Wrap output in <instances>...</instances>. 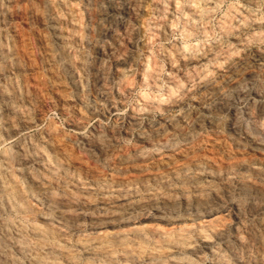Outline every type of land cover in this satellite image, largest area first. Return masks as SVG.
Masks as SVG:
<instances>
[{
    "label": "bare ground",
    "instance_id": "obj_1",
    "mask_svg": "<svg viewBox=\"0 0 264 264\" xmlns=\"http://www.w3.org/2000/svg\"><path fill=\"white\" fill-rule=\"evenodd\" d=\"M21 1L0 0V20L14 16ZM80 1L95 15V25H85L79 41L102 53L106 34L116 40V48L107 51L113 66L111 89L106 86L103 63L90 62L84 52L75 58L68 34L62 35L63 18L51 9L50 0H40L37 9L25 6L20 13L22 17L36 14L45 28L41 40L52 85L60 86L59 78L68 76L71 95L87 107L83 101L87 84L81 79L96 74L92 87L97 96L93 95L91 107L97 108L104 101L111 102L114 94L123 97L132 89L131 75L124 68L131 58L125 47L134 40L136 27L120 23L118 33L102 25L103 8L122 5L125 0ZM130 1L135 16L139 0ZM219 2L156 1L146 44L149 53L136 75L141 84L155 88L158 83L161 68L150 49L173 29L168 16L183 11V35L205 40L208 18ZM231 20L221 22L225 40L205 46L203 42L201 46L159 47L169 68L165 90L157 95L141 94L142 111L181 109L196 98L226 106L232 96L250 94L252 85L245 76L253 70L251 63L259 77L257 85L264 88V14L247 13ZM14 31L10 38L0 32V144L40 115L29 104L30 90L17 88L20 79L26 83L29 77H7L28 72L36 82L25 31L21 26ZM138 110L129 113L131 123L137 122ZM240 112L232 116V127L242 140L234 142L239 150L231 154L219 145L205 149L198 142V117L184 109L164 116L161 123L144 126L132 149L117 147L116 136L123 128L117 124L80 135L76 146L92 165L63 145L55 127L3 148L0 264H206V258L207 264H264V100L253 94ZM127 129L124 126L126 133ZM230 206L235 212L233 224L224 215Z\"/></svg>",
    "mask_w": 264,
    "mask_h": 264
},
{
    "label": "rangeland",
    "instance_id": "obj_2",
    "mask_svg": "<svg viewBox=\"0 0 264 264\" xmlns=\"http://www.w3.org/2000/svg\"><path fill=\"white\" fill-rule=\"evenodd\" d=\"M3 1L6 2V0ZM156 1L157 0L155 1L139 0V11L135 16L132 15L130 12V8L132 7L130 0H125L122 5H116L114 7L112 6V4H110V5H106L103 8L104 15L103 18L101 19L103 26L108 28H114L115 31L118 33H120L122 30L120 23L128 22L127 25L131 24L134 28L136 27L134 40L125 47V52L131 58L124 68L127 71V73H129V76L131 75L130 78H132L133 85H132V89L126 92L123 95V97L114 94L111 102L104 101L100 106H97V108L91 107L93 101V95H96L95 90L92 87L93 86L92 83L96 77V74L89 73L88 75H85L83 79H81L82 82L84 80V82L87 84L83 96V101H86V103H88L87 107H83V105H81L79 101L74 98V95H71V91L73 87L72 84L70 83V79L68 78V76H64V77L61 76L59 78L58 81L60 86H62V88H60V86L57 85L58 84L57 82L55 86L54 84L52 85L49 75V68H48L49 66L45 62L46 59L44 60L45 53L43 47L45 49V46H44V41L42 40H43V34L45 32V28L41 24V20L38 19L36 14L30 13L27 17L24 16L22 17L20 13L25 6H31V7L33 6V8L37 9L40 6V0H22L16 6L17 12L14 15L15 17L12 16L7 20H0V32L2 36L4 35L10 38L11 36L15 35L14 29L17 26H21L25 31V35H26L25 37L27 38V39L25 38V40L28 43V47L31 49V50L29 49V51H31L29 52L30 57L31 59L33 58L32 59L34 61L33 65L35 64L33 72L36 75L35 78L36 82L32 81V78L30 79L31 74L28 72H26V74L13 72L7 77H10L12 79L15 78L19 79L22 78L24 75L26 76V78L27 76L29 77L27 78L26 83H23V80L21 79L20 81L18 80L19 84L17 88L20 90L23 88L24 89L28 88L30 90L32 102L31 103L29 102V104L30 106H33L37 111L39 110V114H40L38 116L35 115L33 121L23 129L19 130L15 135L8 138H4L3 142L0 144V151L3 150V148L5 149L10 147L17 141H21L23 139L28 138L29 136L34 135L39 130H44L45 128H49V127H55L56 130L59 129L57 131V136L60 138L63 145L65 147L70 148L71 151L75 153L77 156H79L86 164H89L90 162L89 165H92L93 161L88 157V155L82 149L76 146V141L80 137V135L89 134L91 131H94L96 129L97 130L109 129L113 125L117 124L120 127L121 126L123 127L122 129H120V131L117 133L116 136L117 147L121 150L132 149L138 144L137 135H136L137 132L141 130L144 126H148V125L150 126L157 123H161L163 121L161 118H164V116H168L172 113H177L179 111H182L183 109L195 114L198 117L199 123L196 125V131L198 132V142L204 145L205 149H208V147H210L211 145H219L223 150L226 149L225 151L229 154L235 153L237 150H239L237 149V146L235 145L234 142H239L242 140V138L232 127V122H233L232 116L234 115V113L243 111L248 106V102L250 101L253 94L256 98L264 100V88L257 85L258 84L257 81L259 77L256 75L255 65L253 63H251L253 70H250L251 72H248L245 76L246 81L250 84V86L252 85L250 89L251 90L250 94L247 95L246 97L243 95H242L243 97L241 95L239 96L235 95V97L232 96L231 100L226 106L218 105L212 100L198 101L197 100L198 98H196V100L188 102L187 105H185L186 106L185 108L182 107L181 109H179V107H175L173 109L172 108L167 109L166 111L153 110L149 112L146 111L144 112V110L143 111L141 110V103H142L141 94H146L148 96L152 94L157 95L158 93L160 94L165 90L164 89L165 77L169 73V68H167L168 64L166 58L160 53L161 49L159 47L168 48L170 46H175V45L193 46L194 44H198L201 46L203 42L205 46V44L224 39L225 38L224 29H222L221 27L223 21L225 22L227 20H231V18H232L231 21H233V19L240 18L242 17V15L245 16L247 13L250 14L251 16H256V17L263 15L264 0H257L255 4L245 3L244 0H220L218 6L215 8L213 13L208 18L209 29L205 40L202 39L199 40L200 37L197 35H191L189 37L183 35L181 30L182 16L184 14L183 11H180L178 13L173 12L172 14H170L168 16V20L174 24L173 29L171 28L168 31H166L165 37L156 39L152 43L150 49L151 51L150 55H152L153 59L159 64L161 68V73L158 83L154 88L151 87L150 85L141 84L139 80L136 78V75L138 74L141 61H143L147 57V54L149 53L148 51L149 49H147L146 44H147V40L151 36L150 34L152 33L151 31L153 29V24H154L153 21L155 17V11L157 8ZM50 2H51V9L54 10L55 14L61 15L63 18L62 22H60L62 35L68 34L67 35L69 38L68 43H70V47L72 50L71 52L74 54L75 58H79L80 55L84 52L85 54H87L90 62L103 63L107 71L106 80H105L106 86L108 85L107 87L109 89L113 88L112 87L114 84V77L112 73L113 66L109 64L110 54L108 53L109 52L108 50H110L111 48L112 50L116 48V42H115L116 40L113 38L112 35H109V33L106 34L103 38V45L101 47L103 48L102 49L103 51H101L102 53H98V50H96V48L84 46V44L79 41V36L84 33L83 27L85 25L87 24L95 25V15L92 12H90L89 9H87L85 6H83L80 0H50ZM113 3H117V1H114ZM85 16L86 17L88 16L87 17L88 19H86ZM134 52L137 53L135 54ZM133 57L134 59H132ZM127 66L128 68H126ZM39 75L42 76L43 79ZM254 89L256 90L255 92H253ZM36 92L38 93V95L36 94ZM36 99L37 101H35ZM132 103L134 104L136 103V104L134 105ZM136 110L140 111L141 113L139 112V117L137 119V122L131 123L130 116L132 112ZM243 120L250 124L249 120L246 119V117L244 116H243ZM124 126H127L128 128L127 133L126 130H124ZM179 143L182 144V139ZM76 150H78V152ZM224 213L226 220L230 224L235 223V218H234L235 212L231 206L228 207L224 211ZM246 217L249 216L247 215ZM207 263H208V258H206V264Z\"/></svg>",
    "mask_w": 264,
    "mask_h": 264
}]
</instances>
